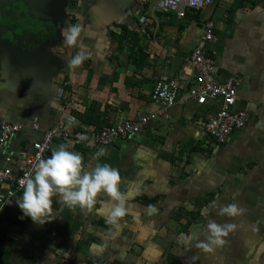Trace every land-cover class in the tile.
Here are the masks:
<instances>
[{
  "label": "crops",
  "instance_id": "0c3cea01",
  "mask_svg": "<svg viewBox=\"0 0 264 264\" xmlns=\"http://www.w3.org/2000/svg\"><path fill=\"white\" fill-rule=\"evenodd\" d=\"M8 1L14 0L0 3ZM17 1L31 4L43 40L22 47L0 32V119L22 127L8 151L30 149L41 136L35 123L46 130L73 116L88 131L98 128L81 119L92 109L102 128L138 111H158L150 99L157 79L187 73L194 81L187 60L209 21L215 41L207 49L224 71L216 79L240 78L238 108L248 121L219 146L203 129L219 100L189 102L171 108L169 120L161 117L107 147L103 157L95 156L98 148L66 144L84 157V171L98 162L120 170L129 214L116 228L108 222L113 202L106 195L91 212L54 201L56 219L38 225L17 203L0 204V264H168L171 257L178 264H264V0H215L182 19L152 13L151 0ZM143 14L150 38L139 31ZM76 23L84 31L78 45L69 46L64 29ZM77 53L85 59L72 66ZM199 202L201 217L186 229ZM229 203L242 214L219 215ZM149 205L158 211L150 215ZM210 220L237 226L212 253L196 247L207 238Z\"/></svg>",
  "mask_w": 264,
  "mask_h": 264
},
{
  "label": "built area",
  "instance_id": "2783aa9c",
  "mask_svg": "<svg viewBox=\"0 0 264 264\" xmlns=\"http://www.w3.org/2000/svg\"><path fill=\"white\" fill-rule=\"evenodd\" d=\"M151 1L152 13L155 11L172 13L179 19L184 18L188 10L198 11L215 2V0ZM148 22L149 17L141 15L139 31L150 38ZM214 28L212 21L205 24L206 33L202 43L194 49L187 60V67L196 71L194 81L187 73L172 77L161 75L157 79L150 99L158 107V111L149 113L138 111L132 119L88 131L80 130L79 121L73 116L59 121L46 130H42L40 125L35 123L32 128L41 132L40 138L33 141L30 149L18 151H8L7 143L22 129L21 125L0 119V204L6 207L16 206L17 196L23 191L21 179L26 173L34 171L39 160L47 158L57 143L70 144L74 147H111L120 140L136 137L151 122L161 117L169 120L168 111L177 105L184 106L189 102H195L203 106L219 100L216 114L205 121L203 129L215 144L219 146L229 144L233 134L247 126L248 113L245 109H238L240 78L232 76L224 81L216 79L217 65L207 49V45L215 41ZM220 98H223L222 102Z\"/></svg>",
  "mask_w": 264,
  "mask_h": 264
},
{
  "label": "clouds",
  "instance_id": "9594fccd",
  "mask_svg": "<svg viewBox=\"0 0 264 264\" xmlns=\"http://www.w3.org/2000/svg\"><path fill=\"white\" fill-rule=\"evenodd\" d=\"M83 31V25L79 23L68 24L63 33L65 43L69 46L78 45ZM84 59V54L77 53L68 63L79 66ZM107 151L101 146L95 156L103 157ZM83 161L84 157L79 152L70 150L66 144H60L50 156L40 159L34 171L26 173L20 181L23 191L16 202L23 215L30 217L38 225H45L56 219L54 201L68 207H86L91 212L99 211L96 205L106 195L113 202L108 222L119 228L123 218L129 214V197L121 190L120 170L110 163L98 162L91 171H84ZM157 211L155 205L147 208L150 215ZM242 212L243 209L235 203L226 204L219 209V215L228 217H237ZM236 227L235 223L210 220L207 224V238L199 240L196 247L212 253L218 246L225 244V238Z\"/></svg>",
  "mask_w": 264,
  "mask_h": 264
},
{
  "label": "water",
  "instance_id": "95a60500",
  "mask_svg": "<svg viewBox=\"0 0 264 264\" xmlns=\"http://www.w3.org/2000/svg\"><path fill=\"white\" fill-rule=\"evenodd\" d=\"M0 32L3 34L1 38L9 36L11 41L22 47H31L35 41L40 43L43 40L40 21L36 20L31 4L17 0L0 3ZM218 72L224 71L219 69Z\"/></svg>",
  "mask_w": 264,
  "mask_h": 264
},
{
  "label": "trees",
  "instance_id": "16d2710c",
  "mask_svg": "<svg viewBox=\"0 0 264 264\" xmlns=\"http://www.w3.org/2000/svg\"><path fill=\"white\" fill-rule=\"evenodd\" d=\"M94 109L88 111V113L85 114V116H82V120L87 121L88 123H93L95 124L98 128H102V125L100 122L94 121L91 119V116H93ZM111 126V125H110ZM109 127V126H108ZM78 148H87V147H78ZM157 200V199H155ZM153 200V203L156 202ZM201 210H202V204L201 202L195 204V210L191 212L190 214V219L186 224V229H189V227L195 222L196 220L200 219L201 217ZM168 264H178L177 260L173 257H171L170 261Z\"/></svg>",
  "mask_w": 264,
  "mask_h": 264
},
{
  "label": "rangeland",
  "instance_id": "374dc122",
  "mask_svg": "<svg viewBox=\"0 0 264 264\" xmlns=\"http://www.w3.org/2000/svg\"><path fill=\"white\" fill-rule=\"evenodd\" d=\"M55 248V247H54ZM52 250H54V249H52V248H49V251H52ZM52 253H49V256L50 257H52V255H51Z\"/></svg>",
  "mask_w": 264,
  "mask_h": 264
}]
</instances>
